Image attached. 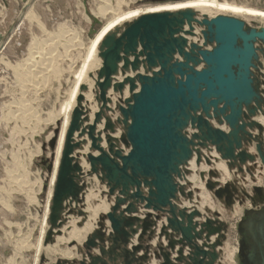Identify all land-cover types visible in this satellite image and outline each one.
Masks as SVG:
<instances>
[{"label":"rangeland","instance_id":"1","mask_svg":"<svg viewBox=\"0 0 264 264\" xmlns=\"http://www.w3.org/2000/svg\"><path fill=\"white\" fill-rule=\"evenodd\" d=\"M180 1L186 0L166 1L159 5ZM219 1L264 11V0ZM107 3L114 7L117 0H0V180L5 167L17 165L14 160L16 158L28 164L27 180L34 183L39 179L42 184L41 192L36 195V202L19 193L11 196L9 200L12 202L11 212L0 207V264H163L165 254L171 264H193L197 260H202L204 264H264V165L256 150L250 151L255 149L256 144H260L264 150V128L257 121L260 116L264 118V47L259 41L256 42L257 56L252 74L259 94L260 110L256 111L251 120L258 125L260 131L256 127L246 128L253 138L250 142L242 141V149L252 155L254 160H248L244 164L237 161L232 165L225 161L228 175H224L217 170L213 159L209 157L211 148L214 147H199L200 155L201 150L208 153L205 154V159L209 161V165L203 158V166L193 167V170L190 165L182 166L181 177L174 178L178 186V192L172 201L176 213H196L191 217L193 230L185 232L190 242L166 223L169 214L144 209L143 205L130 199L132 190L127 196H119L118 190L111 195L99 167L96 166V171L91 166L84 169L81 162L83 153L80 150L84 152L88 146L90 152L86 156L92 155L93 150L88 144L90 140L87 136L78 138V133L74 142L80 145L74 150L73 156L74 163L80 169L74 173L75 195L62 201L56 212L55 223H50L51 209L46 212V205L49 202L52 207V201H49L50 191L53 189L51 173L63 123V115L57 114L62 102L68 98L74 82L73 74L81 65L85 45L108 18L97 14L98 7ZM140 6L152 5L146 0H122L120 5L123 10ZM195 14L199 20L207 18ZM226 16L243 21L246 29H264V21ZM196 26L194 28L198 29L197 33L203 30ZM34 41L40 44V54H34L36 50L31 49ZM66 41L71 45L69 48L64 46ZM80 41L83 46H79ZM191 41L204 49L211 50L213 47L209 43L204 46V40L202 43L200 39L197 42ZM42 55L49 56L47 58L51 59V65L39 74L42 76L37 79L36 84L20 87L11 67L16 64L23 65L31 56L40 61ZM100 70L101 68L91 70L87 83L80 86L77 99L80 98L81 101L77 100V107L83 113L81 129L89 127L94 116L100 113L101 118L95 131V136L101 139L98 144L102 145L106 137H110L115 150L122 152L121 148L123 151L127 149L120 142L125 127L120 120L118 107H124L131 94L125 93L126 88L122 91L109 88L112 95L107 96V108L102 109L97 87ZM118 83L123 81L115 80L111 85ZM35 88L39 90L36 92ZM250 108L256 106L252 104ZM105 125L111 126L112 130L104 128ZM55 132L56 142L52 149L50 143ZM117 133L120 134L119 137H113ZM31 154L33 157L29 161ZM256 173L261 174L259 178ZM209 182L215 188H228L230 199L226 201V195L215 197L213 191L206 186ZM256 187L262 191L261 196L255 193ZM34 190L37 192L38 187ZM117 199H124V203L119 205L115 213L124 221L121 233L112 231L106 218L112 212ZM102 203L106 204L107 211H99L98 216H94V208ZM127 205H134V212L127 213ZM44 216L47 220L41 235ZM206 220L211 221L213 228L220 227L221 230L209 235L206 227H201ZM183 221V227H186L187 219L184 218ZM89 224L93 226L87 230ZM83 228L87 231L84 236L70 237L71 232L83 231ZM21 237L27 243L18 254H14V241ZM40 237L41 244L36 252L35 246ZM194 245L206 251L207 256H197ZM10 258L14 263L9 261Z\"/></svg>","mask_w":264,"mask_h":264},{"label":"water","instance_id":"2","mask_svg":"<svg viewBox=\"0 0 264 264\" xmlns=\"http://www.w3.org/2000/svg\"><path fill=\"white\" fill-rule=\"evenodd\" d=\"M166 1L175 0H146L151 5ZM194 17L190 11L142 15L128 24L101 53L103 63L98 80H103L97 86L102 109L107 108V89L112 87L122 91L124 85L128 84L131 94L124 107H118L120 120L125 127L120 142L128 146L129 151L123 155L120 150H115L110 137H106L107 150H103L98 144L101 139L95 136V124L100 121L101 114L94 116L92 125L81 129L83 113L76 107L58 169L50 223H55L62 201L75 195L74 173L80 171L71 157L74 149L80 145L72 141L75 133H78V138L86 135L90 139L91 149L98 152L96 157L88 155L87 159L93 171H96V166L100 168L111 195L118 190L119 196H127L132 190L130 199L143 205L146 210L169 214L166 223L187 241L189 238L185 232L193 230L191 217L196 213L178 214L172 204L178 192L174 178L181 177V167L188 163L193 154L196 156L195 165L199 166V147L208 146L214 147L221 159L231 162V165L237 161L244 164L254 160L242 149V141L250 142L253 138L246 128L256 127L260 131L251 120L260 101L252 69L255 68L257 56L255 43L259 41L264 47V29H246L244 22L232 17L218 16L209 21L205 18L199 21ZM195 25L205 27L201 35L205 44H214L210 51L195 43L189 45L188 51L185 50L187 40L182 35L193 36ZM119 63L122 64L119 69L122 76L125 70L135 71L139 65L149 71L152 68L158 70L150 76L137 74L134 81L127 83L126 78L123 83L112 86L111 77L118 72ZM201 64L202 69L194 68ZM135 81L140 86L136 94L133 93ZM252 104L256 108H250ZM209 121L224 123L228 132L212 127ZM188 127L193 131L190 138L183 133ZM104 128L112 130L109 125ZM56 135L57 132L50 143L52 149ZM255 150L264 165V150L260 144L255 145ZM204 162L209 165L207 159ZM206 186L215 197L226 195L225 200L230 199L228 188H215L212 182ZM254 191L258 196L262 195L258 187ZM123 203L124 199H117L112 212L106 217L116 233L122 232L124 221L115 213ZM125 211L134 212V205H127ZM184 218L188 223L186 227H183ZM211 224L206 220L201 225L202 228L206 227L209 235L221 230L220 227L213 228ZM195 237L199 238L198 235ZM193 248L197 256H207V252L196 245ZM163 264H171L166 254ZM193 264L204 263L197 260Z\"/></svg>","mask_w":264,"mask_h":264},{"label":"bare ground","instance_id":"3","mask_svg":"<svg viewBox=\"0 0 264 264\" xmlns=\"http://www.w3.org/2000/svg\"><path fill=\"white\" fill-rule=\"evenodd\" d=\"M106 1H108V0H106ZM121 3H122V0H117L116 6H114V7L111 6L109 3H107V5H102V6L98 7L97 14L102 16V17L108 16V18L106 19L105 23L100 28V30L95 34V36H93V38L88 41V44L85 45L84 54L82 55V58H81V65H80L79 69L76 70L73 74L74 82H73L72 88L68 94V98L64 102H62V104L60 105V111L57 114V116H59L60 114L63 115V123H62L61 131H60V136L58 139L57 148L55 150L56 152L54 153V158H53L54 159L53 160V169H52V173H51L52 174L51 185H52L53 189H52V191H50V196H49V198L51 199V200H49L50 202L52 201V198H53L56 178H57V174H58V169L60 166L62 153H63L65 142H66V134L68 131V127H69L71 118H72L73 111L77 107V100H78L77 96H78L79 91H80V86L84 82L87 83V77H88V74L91 70H94L96 68L98 70V68L100 69L102 67L103 59L101 57V53L111 44L112 39L119 37V35L125 29V27H124L125 24L127 26L128 24L132 23L135 19H137L138 17L145 15V14L176 12V11H190V12L194 13V16H195L194 18L196 20H199V19L196 17L195 13H198L201 16H206L207 18H205V19H207L208 21L215 18V17H218V16L228 17L226 15L238 16V17H242L244 19H249V20H252V19L257 20L258 19V20L264 21V11H261V10L255 9V8H251L248 6H243V5H239V4L237 5V4H234L231 2L229 3L228 1L220 2L219 0H186V1H180L177 3H168V4H160V5L156 4L154 6L152 5V6H145V7L140 6V7H134L131 9L128 8L127 10L121 9V7H120ZM124 6H126V5H124ZM202 19H204V18H202ZM202 19H200L199 21H201ZM201 28H203V30H205V27H201ZM184 29L186 30L187 28L185 27ZM197 30L198 29L194 28V31H193L194 35L193 36L182 35L187 40V47L185 48L186 51L189 50V45L191 43L195 42V41H191V40H196V42H197L198 39H200V41L202 43L203 38L201 35H199L200 31H198V33H197ZM67 43H69V41H66V44H64V46H67L69 48L71 45H68ZM206 44L203 41V45L205 46ZM39 45L40 44H38L36 41H34L31 44V49L36 50L34 52V54H40V52L38 50ZM79 46H83V43L81 42ZM213 46H214V44H213ZM199 47H201V46H199ZM255 48H256V43H255ZM205 50L210 51L208 49H205ZM47 57H49V56H47ZM47 57H44V55H42L40 58L41 60L39 61V60H37V57L31 56L24 62L23 65L22 64H16L15 66L11 67L13 72H15L16 81L20 87H25L28 84H36L37 79H39V77L42 76L39 74H41L43 70H46L51 65V59H49ZM129 59L131 61L132 57H130ZM44 62H46V63H44ZM121 65H122L121 63L118 64V72H116V74H114L111 77V82H112L113 78H115L117 80V79H119V77L123 78L121 81H123L124 79L127 78V83H128V81H130V82L134 81L136 79V75L141 74V73H139L141 68L143 71L142 74L148 75V76H150L152 72H156L158 70V68H152L149 71L146 67L139 65L138 69H136L135 71H132L130 69L125 70L124 71L125 74L122 76L120 74V71H119ZM201 65L194 67V68L196 70H200L203 67V65H202V67H200ZM153 69H155V70H153ZM129 70L135 74L132 78L126 76V72H128ZM54 72H56V71L54 70ZM102 80L103 79L100 78V80H98V83H100ZM121 81H119V82H121ZM137 84H138V82L135 81V88L133 90L134 94L138 93L139 88H140V86H138L139 84L138 85ZM125 86H128V84H125L124 88H125ZM88 87L91 88V85H88ZM124 88H123V90H124ZM136 89H138V90L135 91ZM38 90H39L38 88H35L36 92ZM107 91H108V89L105 92L106 97L108 94H111L110 92L108 93ZM87 97L89 98V96H87ZM92 106H90V107H92ZM258 110H260V109L258 108L257 111ZM91 111H95V110L91 109ZM22 114H24V113H22ZM21 118H23V116H21ZM90 118H92V115L90 116ZM93 121L94 120H92V123H93ZM257 121L264 128V118L260 116V118L258 117ZM98 122H96V124H95V130L97 129L96 125H98L97 124ZM213 122L218 125V127H217L218 129L221 128L220 130H222L226 133L228 132V128L224 123L219 124L216 121H213ZM101 124H102V122H101ZM210 125H211V123H210ZM99 127L100 126H98V128ZM214 128H216V127H214ZM183 133L188 138H190L193 131L190 127H188L183 131ZM76 135L77 134L75 133L73 136V140H72L73 143H75L74 138ZM119 135L120 134L117 133L113 137L118 138ZM119 145H121V144L119 143ZM121 146H123V145H121ZM100 147L103 150H105L102 147V145H100ZM106 147H107V144H106ZM125 147H126L125 149H127V150L123 151V149H121L122 153L125 152L123 155H125L129 151V147L128 146H125ZM214 150L215 149L211 148V153L209 154L210 157L213 159V163L216 165V168L218 171H221V173H223L224 175L225 174L228 175V173L225 170L226 169L225 165L223 163L221 164L219 161V159L222 160L221 157H219V159L216 158L215 153H217V152ZM93 151L96 152L98 155L97 151H95V150H93ZM250 151L253 152V151H255V149H251ZM80 152H81V154L83 153L82 157H81L82 167L84 169H88V166L90 167V164L88 165V163H87L88 160H86L87 159L86 155H87V153L90 152L89 147L87 146L85 148L84 152L81 150H80ZM73 154H74V151L71 155L72 158L74 156ZM217 154H219V153H217ZM97 155L92 154V156H94V157H96ZM1 156L3 158L4 153H2ZM32 157H33V154L29 155V161H31ZM194 157H195V159H194ZM201 157H202L201 161H203V156L201 155ZM14 160L17 162V165L13 167V164H12L11 167L10 166H8V168L5 167L4 168V175L1 177V180H0L1 185H2V186H0V207H1V209L5 210V211L7 210L8 212L12 211V207H11L12 202L10 203V201H9L11 196L20 193V194H24L27 198H29V200L36 202V200H37L36 195L41 192V188H42L41 180L37 179V180H35L34 183H31L30 181L27 180V176L29 175L28 164H24V162L22 160H17L16 158H14ZM195 160H196V156H195V154H193L192 158L188 161V163L185 166L190 165V168L193 170L196 167V165L194 163ZM201 161H200V163H201ZM222 161H225V160H222ZM199 166H200V164H199ZM261 173H262V171H261ZM260 175L261 174L256 173V176L258 178L260 177ZM194 178H191V180L193 181ZM202 180H204V177ZM201 185L203 186V184H201ZM36 187H38V190H36L37 192H35V190H34V189H36ZM88 199L89 198H87V200ZM46 207H47L46 212H49L51 209V205H49V202L47 203ZM99 211L106 212L107 211L106 204L102 203V204H99L96 208H94V210H93L94 216L95 215L98 216ZM46 220H47L46 216H44L42 219V223H41V225H42V228L40 231L41 235L43 234V225L46 224ZM90 222H91V218H90ZM90 224L87 225L88 226L86 228L87 230L92 228L93 224L92 225H90ZM9 225H10V223H8V226ZM84 228L82 229L83 231L76 230V231L71 232L70 237L71 238H78L80 236H84L85 232H87L86 229H84ZM41 238L42 237L39 238V241L37 242V245L35 246L36 252L39 251V247L41 244ZM25 243H27V240H25L24 238L22 239V237H21V239H16L14 241V254H18L21 251V249L24 248L23 246L25 245ZM13 260H15V259H13ZM9 261H12V258H10ZM9 263H11V262H9ZM12 263H14V261H12Z\"/></svg>","mask_w":264,"mask_h":264},{"label":"crops","instance_id":"4","mask_svg":"<svg viewBox=\"0 0 264 264\" xmlns=\"http://www.w3.org/2000/svg\"><path fill=\"white\" fill-rule=\"evenodd\" d=\"M132 60V59H131ZM120 66V65H119ZM200 67H202V65L200 66ZM198 69V68H197ZM153 70H155V69H153ZM139 73H143V71H142V68H141V70L139 71ZM135 74L134 73H132L130 70L128 71V72H126V76L127 77H130V78H132L133 76H134ZM123 78H121V77H119V79H117V81H121ZM115 78H113V80H112V82H115ZM138 85V84H137ZM139 86V85H138ZM126 88V90H125V93H127L128 92V86L127 87H125ZM138 89H136L135 91H137ZM109 92V91H108ZM109 95V94H108ZM107 95V96H108ZM90 123V122H89ZM89 123H88V125H89ZM210 123H211V125L213 126V127H218V125L217 124H215L213 121H210ZM221 129V128H220ZM76 137V136H75ZM88 144H90V142L88 143ZM102 147L105 149V147H106V144H105V141H103V143H102ZM122 149V148H121ZM106 150V149H105ZM215 151V150H214ZM201 153H202V156H203V158H205V154H207V152H206V150H201ZM210 153H211V151H210ZM92 154L93 155H97V153L96 152H92ZM216 154V158H218L219 159V157H220V155L219 154H217V153H215ZM74 155V154H73ZM209 157H210V155H209ZM194 159H195V157H194ZM219 161H220V163L222 164H224V163H226L225 161H222V160H220L219 159ZM195 163V162H194ZM225 165V167H227L226 166V164H224ZM200 166H203L202 165V163L200 164ZM226 170V172L228 173V171H227V168L225 169ZM124 207H121V209H123ZM173 257V256H172Z\"/></svg>","mask_w":264,"mask_h":264}]
</instances>
